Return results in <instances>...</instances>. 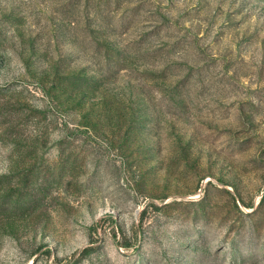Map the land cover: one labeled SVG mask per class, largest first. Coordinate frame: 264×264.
I'll return each instance as SVG.
<instances>
[{
	"label": "rangeland",
	"instance_id": "rangeland-1",
	"mask_svg": "<svg viewBox=\"0 0 264 264\" xmlns=\"http://www.w3.org/2000/svg\"><path fill=\"white\" fill-rule=\"evenodd\" d=\"M0 264H264V0H0Z\"/></svg>",
	"mask_w": 264,
	"mask_h": 264
}]
</instances>
